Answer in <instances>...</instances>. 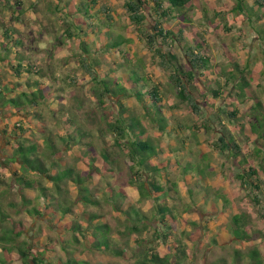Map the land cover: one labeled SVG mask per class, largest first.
Instances as JSON below:
<instances>
[{"label": "rangeland", "instance_id": "1", "mask_svg": "<svg viewBox=\"0 0 264 264\" xmlns=\"http://www.w3.org/2000/svg\"><path fill=\"white\" fill-rule=\"evenodd\" d=\"M79 1L20 0L21 6L18 10L14 0H0V27L2 28V22L6 19H13L9 15L16 10L15 15L22 23L21 34L26 36V54L31 60L35 59L38 62V67H42L45 72L44 75H50L39 80H44L47 85H55V96L59 98L57 102L53 100L52 103L49 98L47 103H43L44 90L38 89L36 85L33 87L35 90L33 88L28 90L23 86L28 92L26 95L20 93L22 89L15 88L6 96L8 99H18L19 94L21 103L25 105L24 112L10 117L7 122L11 125L17 120L21 138L25 140L28 137V141H31L29 144L36 143L41 151L44 150L42 141L48 140V131H52L53 135L59 138L58 134L75 133V128L81 126L83 132L78 134V141L84 146L72 145L68 150L57 151L55 155L59 156L62 153L64 165L78 170L73 172V177L78 183L76 192L81 195L82 192H86L83 194L90 198L100 196L108 181H112L113 186L117 187L119 181L123 179L126 181L131 177L129 169L132 163L126 155L127 149L114 145L113 134L107 130L106 123L110 107L116 109L117 104L125 108L126 112L121 113L124 116L129 114V110V115H135L137 121L144 124L146 136L153 141L156 152L148 160L149 169L154 171V179L167 193L159 195L160 202L166 203L176 218L171 222L174 227L169 229L170 234L167 237H155L154 230L157 222L162 220L161 214L156 213L150 197L140 196L134 185L127 187L131 206L137 210L135 217L141 218L147 224V230L137 235L144 239V243L138 245L134 240L136 234H128V231H125L126 225L129 224L124 222L126 210L114 211L112 204L106 202L103 197L99 200L98 206L90 204L86 210L84 209L86 213L94 211L100 217L86 222V215H82L84 218L78 220L81 225L84 222V230L85 227L91 230L90 237L95 232L98 235L96 239L90 238L89 244L102 247L99 248L100 252L86 249L87 254H83V246L77 245L73 249L74 257L79 259L77 264H81L80 259L82 261L86 259L90 264H142L140 260H143V249L151 246L160 256L167 258L164 264H249L248 254L253 248L258 250L260 261L264 264V215L261 216L259 212V208L264 209V174L257 169L256 182L259 188L247 186L236 178V173L241 171L242 166L238 165L230 153H225L227 156L220 154L212 143L217 139L216 131L211 128L203 129L201 125V118L211 114L210 110L217 113L218 108L225 109L231 101H235L229 97L237 98L234 81L239 84L241 75L249 82V92L261 100L264 108V9H259L252 15L254 10L251 7L252 0H243L244 10L237 14L232 9L236 0H189L184 7L179 10L173 9L166 15L167 28L173 30L175 34H178L177 29L182 28L183 37L180 41L174 39L168 44L163 43L161 47L165 52L177 56L182 70H187L184 49L189 45L196 44L208 58L203 74L193 71L190 84L197 102L202 103L203 107V111L197 114L189 104L177 96L176 89L169 82L168 71L161 67L159 58L149 50L146 39L128 18L122 0H98L99 3L109 5L111 19L96 21L92 29L86 30L87 34H90L87 41L92 45L85 54L88 61L94 63V76L91 77L85 72L77 59L78 53L84 52L83 49L78 51L79 38L74 36L69 38L64 31V28L72 25L69 15L70 4L76 7L80 4ZM147 2L143 28L151 30L157 13L154 11L155 3L152 0ZM85 3L87 4V1ZM161 4L162 7H166L168 2L161 0ZM79 6L86 12L84 4ZM16 24L18 25V22ZM72 30L79 33L76 28L72 27ZM76 32L74 31V34ZM93 34H97L95 41ZM22 54L21 51L12 52L10 58L19 60ZM230 60L238 64L239 71L234 69L231 62L229 63ZM133 71L142 78L136 88L143 85L149 89L153 83L159 86V96L167 116V127L164 129L151 122L155 106L149 102L147 95L146 99L141 100L135 95L132 88L134 79L136 81V78L133 79L135 75ZM228 73L238 77V80L235 78L236 80L226 82ZM0 75L8 84L15 83L18 77L3 64H0ZM32 76V80L36 78ZM106 87L108 91H105ZM8 88L5 90L8 91ZM251 105L253 101L249 100L248 96L237 105L240 108L238 120L247 122V125L250 122L254 123L255 117L258 118L251 110ZM3 110L13 115L18 111L15 107L8 109L0 107V117ZM26 115L30 118L28 119ZM221 117L224 124L231 127L230 130L239 141L243 155L246 154L249 158L251 150L258 155L256 159L258 163L261 158L264 159V149H261L260 154L259 149L254 147L252 139H246L240 134L233 127L234 123L228 122L226 116ZM66 118L72 120L66 121ZM135 126L139 124L134 123L133 127ZM100 128L104 130L103 134ZM68 137L70 135H67ZM9 141L10 136L0 133L2 146L0 179L3 184L0 187L1 201L19 199V189L14 181L15 173L18 175L24 173L18 163L5 160V156L8 154L10 156L11 151L15 149L12 141L7 144ZM261 141L264 142V139ZM58 145L61 146L59 141ZM89 148L93 149L91 151L97 156L96 160L91 161ZM100 149L109 151L111 158L114 159L110 162L109 169L105 168L108 167L107 164L101 165L104 158L101 157L103 153H100ZM84 151V158H79L78 156H83ZM150 152L149 150L148 153ZM42 158L45 159L44 156ZM45 163L48 165V161ZM68 183L75 187L71 179ZM24 193L33 204L41 205V198L37 192L25 190ZM71 194L73 193H70V196ZM255 195L258 197V203L254 201ZM118 199L117 202L123 200L127 205V199L123 197ZM73 209L79 210V207L75 206ZM24 211L23 208L17 212L11 210L13 219H24L26 217ZM233 215L243 218L239 221L243 230H247L245 224L249 221L248 240L234 239ZM105 220L109 225L107 230L103 228ZM165 224L167 225L166 222ZM111 227L112 234L108 240L107 235ZM160 228L164 229L162 224ZM43 229L45 233L56 237L46 227ZM121 230L124 235L116 232ZM106 239L110 244H106ZM113 242L118 244L113 246ZM115 246H122L125 255L119 257L108 253V250L112 251ZM50 247L52 251L44 256H61L62 260L67 258L66 251L57 241L52 242ZM2 257L3 253L0 254V259Z\"/></svg>", "mask_w": 264, "mask_h": 264}, {"label": "trees", "instance_id": "2", "mask_svg": "<svg viewBox=\"0 0 264 264\" xmlns=\"http://www.w3.org/2000/svg\"><path fill=\"white\" fill-rule=\"evenodd\" d=\"M85 1H87V4ZM152 1L155 3L154 11L157 13V17L153 20V26L151 30L143 28L145 12L148 5L147 0H122V6L127 13L128 18L136 25L138 32L142 33L141 35H143V37L146 39L149 50L159 58V64L161 67L168 71L169 82L171 86L176 89V94L179 99L189 104L193 111L199 114L203 111V107L201 106L202 103L197 102L195 94L193 93L194 91L190 84L193 78V71H199L200 75L203 74V71L207 67L208 58L201 52V49H199L196 44L189 45L188 48L184 49V55L188 66L187 70L183 71L179 65L180 62L178 61L177 56L171 52H165L164 48L161 47L163 43L168 44L174 39L180 41V38L183 37L182 28L177 29L178 34H175L173 30L167 28L165 24V20L167 19L165 17L166 15H169L173 9L179 10L180 8L184 7L189 0H167L168 4L166 7H162L161 0ZM18 2L19 1L15 2L14 4L17 5ZM79 2V5L84 4L86 12H83L84 10H82L79 5L74 7V4H70L69 15L71 16L70 21L72 22V25L64 28V31L69 38L73 36L79 38L78 51L79 49H83L84 52H79L77 59L83 70L93 77L94 63L88 61L86 56L87 50L91 48L92 44L88 43L87 41V38L90 36V34H87L86 30L92 29L94 22L96 21H109L111 19V8L107 3H99L98 0H80ZM69 3L70 2H68V4ZM77 7L80 8L77 9ZM251 7L254 9L252 15H255V11L264 9V0H252ZM232 9L236 11L237 14L242 12L244 10L243 0H236V4ZM12 14L14 17H16L15 11ZM16 18H18V16ZM5 25L2 24L3 28L2 33L0 34V63L18 77L15 83L12 84L10 82L8 84L4 79H2L0 75V107H6L7 109L15 107L16 111H18L13 115L8 113L7 110H3L1 117L3 115L4 120H2L3 118L0 117V129L3 130H1L0 133L10 136V140L15 144V149L11 151L10 156L9 154L5 156V160L7 162L18 163L24 173L20 175L15 173L16 178L14 181L17 188L19 189V199L16 201L0 200V254L3 253V257L0 259V261L2 264H12L15 261L17 264H77L79 259L74 257L73 254V249H75L77 245L83 246V254H87L86 249L89 251L97 250L100 252L99 248L102 246L99 247L96 244L93 245L89 244L88 242L90 241V238L96 239L98 236L97 233L95 232L94 234H91L90 237L89 235L91 230H89L88 227H85L86 230H84V222H82L81 225L79 224L78 220L80 218H84L82 215H86V222L94 221L96 217H100L98 213L94 211H87L86 213L85 210L90 204L91 206H98L99 200L103 197L106 202L112 204V209L114 211L115 209L120 211L126 210L124 211V214H126L124 216V222L129 224L126 225L127 228L125 231H128V234L135 233L136 236L134 235V240L138 245H142L144 243V239H141L137 235H140V232L143 230H147V224L141 218L135 217L137 210L131 206L132 203L130 201L129 194L127 193V187L133 185L136 186L137 192L140 196L150 197L151 201H153L152 205L156 210V213L161 214L162 220L157 222V227L154 230V236L158 238L167 237V235L170 234L169 229L174 227L171 222L174 221L176 217L174 213L168 209L169 207L166 203L160 202L159 195H166L167 193L163 189L162 185H158L154 179V171L149 169L148 160L152 158L151 156L153 154H155L154 152H156V149L153 147V141L148 136H146V128L144 127V124H141L142 122H139V120L137 121V117L135 115V117L129 115V110V114L124 116L121 113L126 112L125 108L117 104L116 109L110 107L107 111L108 114L106 116V123L107 130L113 134L114 145L127 149L126 155L132 163L129 169L131 172V177L129 180L126 179V181L124 179L119 181L117 187L113 186L112 181H108L105 190L100 193V196H92L90 197L91 199L88 198L86 194H83L86 192H82V195L76 192L78 183L73 177V172L78 170H74L73 168L64 165L62 153L59 154V156L55 155L57 151L61 152L63 150H68L72 145H83V143L80 144L78 141V134L83 132L81 126L75 128V133L66 132L65 134H58L59 138H56L52 131H48L47 142H43L41 139L43 144L42 147L45 150L41 151V148L37 147L36 143L29 144L31 141H28V137H26L25 140L21 138V131L17 129L19 127L17 120H15V122L11 125L7 122L10 117L16 116L17 113L24 112L23 109L25 105L21 103L22 101L19 94L17 97L18 99H8L6 96L15 88L22 89L20 93H22V95H26L28 92H26L23 86L29 90L36 85L38 89L44 90L43 103H47L49 98L52 100V103L53 100L57 102L59 101V98L58 96H55V85H47L45 82H43L44 80H39V78L48 76L49 74L44 75L45 72L42 70V67H38V62L35 61V59L31 60L29 58L30 56L28 57L26 54V36L21 35V37L19 36L20 34H17L15 37V29L11 25ZM72 27L79 30L80 34L77 33L76 30H74L76 32V34H74ZM82 32L85 34H81ZM93 35V41H95V36L97 34ZM259 36L261 37L262 35L259 34ZM18 51L23 52L22 56L19 57V60L17 58L12 60L10 58L11 53H16ZM230 62L233 64L234 69L239 71L238 64L233 60H230L229 63ZM240 73H242V71ZM133 74H135L133 75V79L136 78V81L134 79V83H132V88L136 93L135 95L138 97V100H141L142 98L146 99L147 97L149 98V102L155 106L154 116L151 117V122L158 128L164 129L167 127V116H165L164 108L161 103V97L159 96V86L153 83L149 89H146L143 85H138L136 88L137 84L142 78L137 74V72H134ZM32 75L36 76V78L33 80ZM235 78L238 80V77L228 73L226 76V82ZM239 78V84H237V81H234V88L237 89L235 92L237 98L234 96L229 97L231 100L235 101H231L230 105H228L225 109L218 108L217 113L210 110L209 112L211 114L208 116L205 115L201 118V125L203 129L208 130L211 128L213 131H216L215 135L217 136V139L212 143L213 146L216 147L220 152V154L224 155L225 153H230V155H232V157L237 160L238 165L240 167L242 166L241 171L236 173L235 177L239 178L247 186L252 185L255 188H259V185L256 182L258 180L256 174L257 169H259L264 174V159L261 158L262 162L259 161L258 163L256 160L258 159V155L253 153L251 150L249 152V158L246 157V154L243 155L239 141L235 139L230 130L231 127H227L221 119L223 118L221 117L222 115L226 116L228 122L230 124L234 123L233 127L237 129L240 134H242L246 139L253 140L255 145L254 147H257L261 154V149H264V142L261 141V139H264L263 104L255 94L249 92L248 88L250 85L247 79L243 75H241ZM7 87H9L8 91L5 90ZM105 91H108V87L105 88ZM100 94L101 92L99 95ZM245 96H248L249 100L253 101V105H251L250 108L254 114H257L256 116H258V118H255L259 120L258 121L255 119V122H250L249 125H247V122H240L237 115L240 109L237 105L241 100L243 101ZM33 104L36 105L35 103ZM144 108H147L146 105ZM242 111L244 110H241V112ZM26 116L28 119L30 118L29 115ZM68 119L69 118H66L65 120L67 121ZM70 120L72 119H69V121ZM134 123L139 124V126L133 127ZM194 126H196V124ZM100 132L102 133L104 130L100 128ZM67 135H70V137L67 138ZM11 141H9L7 144L9 145ZM58 141L61 146L58 145ZM24 143H26V145ZM1 148L2 146H0V149ZM85 149L86 148H84V150ZM88 150L90 153V159L93 161V159H95L97 156L95 154L93 155V151H91L93 149L89 148ZM149 150L151 151L150 153H148ZM100 153H103L101 157L103 156L104 158V160H101V165L103 163L105 165L107 164L108 167L105 168L109 169L110 162L114 159L111 158L110 152L105 149H100ZM84 155L85 151L83 156L78 157L83 159ZM225 155L227 156V154ZM43 156L45 158L44 160H42ZM46 161H48V165L45 163ZM57 162H59L61 166H59V163L57 164ZM15 171L16 170H14V172ZM70 179L75 184V187L74 185L70 186L68 183ZM1 185L3 184L2 180L0 179V187ZM25 190L37 192L38 197L41 198V205L33 204L30 198L25 195ZM70 193H73L71 194L72 196H70ZM114 195H116V197H114ZM119 197L127 199V205H125L123 200L117 202ZM114 198H116V200ZM257 198L258 197L255 195L254 201L256 203H258ZM75 206L79 207V210H74L73 207ZM22 208L25 210L24 212L26 217H24L22 220L19 218L18 220H14L11 210L17 212ZM133 210L134 216L132 217ZM167 210L169 212L166 213L165 211ZM259 212L261 216L264 215L263 208H259ZM143 217L147 218L146 215H143ZM103 218L105 219V217ZM232 218V233L235 237L234 239L248 240L250 237L248 231L249 221L247 224H245L247 230H243L240 227L241 224L239 222L243 218L238 215H233ZM140 221L141 223H139ZM161 224L163 225L164 229L160 228ZM107 226L109 227L107 221L105 220V225L103 228L107 230ZM45 227L48 231L50 230L53 232L56 237L49 234L48 232L45 233L43 229ZM116 232H119L122 235L125 234L122 232V230ZM110 234H112V227L109 229V233L107 235L108 240H110ZM21 236L22 238H20ZM107 239L106 244L108 245L110 243ZM55 241H57L61 245V248L66 251L67 258L64 260H62L61 256H44L46 253L52 251V247L50 246L52 242L54 243ZM116 244L118 243L113 242V246ZM143 251V260H140L142 264H164L167 262V258L165 256H160L152 246L143 249ZM124 252L125 251L122 246H115L112 251L110 249L108 250V253L119 257L124 256ZM235 253L236 255L238 254L237 251ZM182 255H184V251H182ZM248 257L249 264H263V262L260 261V253L256 248L250 250ZM80 260L81 264H90L89 261L87 263L86 259L83 261L82 259Z\"/></svg>", "mask_w": 264, "mask_h": 264}, {"label": "crops", "instance_id": "3", "mask_svg": "<svg viewBox=\"0 0 264 264\" xmlns=\"http://www.w3.org/2000/svg\"><path fill=\"white\" fill-rule=\"evenodd\" d=\"M17 1H19L18 3H17V5H16V7H18V10H19V7L21 6L20 5V0H14V3L15 2H17ZM16 11V10H15ZM10 16V18H13L15 21H13V19L12 20H9V18L8 19H6L4 22H2V24L3 25H5V26H12L14 29H15V32H14V34H15V37L17 36V34H20L19 36H25V34H21V32H22V23H21V21H20V19L19 18H16V17H14L13 16V14H11V15H9ZM5 19V18H4ZM13 21V22H12ZM16 22H18V25L16 24ZM0 24H1V22H0ZM3 28V27H2ZM2 28L0 27V34L2 33ZM21 36V37H22ZM1 39V38H0ZM1 64V63H0Z\"/></svg>", "mask_w": 264, "mask_h": 264}]
</instances>
